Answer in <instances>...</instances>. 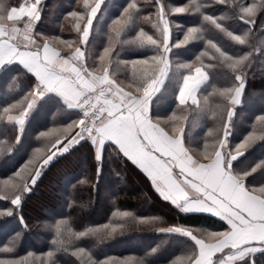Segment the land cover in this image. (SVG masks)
<instances>
[{
    "label": "trees",
    "instance_id": "16d2710c",
    "mask_svg": "<svg viewBox=\"0 0 264 264\" xmlns=\"http://www.w3.org/2000/svg\"><path fill=\"white\" fill-rule=\"evenodd\" d=\"M0 2L10 11L28 0ZM133 3L135 8L130 9ZM95 5L96 0H44L37 23L10 22L5 15L0 26L11 35L13 28L28 29L37 44L47 42L65 58L79 47L89 72L107 74L123 90L142 94L145 80L153 72L158 75L163 65L150 59L158 50L140 33L143 30L162 40V5L170 29L169 73L151 101L152 119L170 137L182 135L185 148L199 161L214 157L225 123L229 124V154L234 155L237 146L251 136L250 144L233 162V171L251 191L264 197L260 192L264 187V120L260 119L264 117V0H104L87 42L81 44L76 24L83 28ZM250 5L256 7L248 17L241 8ZM181 7L186 11L177 13L175 9ZM72 12L78 16L72 17ZM242 15L253 22L245 23ZM205 16L216 18L223 30ZM193 27L200 30L197 38L176 47ZM228 33L243 36L245 44ZM11 42L21 49L27 43L24 35ZM137 60L149 63L133 65ZM196 67L205 70L209 81L201 88L197 105H181L178 95L183 78ZM236 75L247 83L240 106L231 103L240 83ZM36 89V79L20 65L0 71V197H7L0 198V213H4L0 215V261L4 264H193L198 254L195 242L168 229L180 227L213 242L216 238L208 239L210 233L227 229L212 216L178 211L111 142L104 143L98 157L90 139L81 140L66 153L58 150L41 167L57 146L64 147L78 131L77 126L68 125L81 116L58 97L44 95L23 129L10 124L8 117L21 114L25 98ZM229 110L234 113L230 122ZM35 169L41 175L32 185ZM17 172L28 179L31 189L22 193L19 205H13L20 182ZM239 264H264V252Z\"/></svg>",
    "mask_w": 264,
    "mask_h": 264
},
{
    "label": "snow or ice",
    "instance_id": "6c2138e0",
    "mask_svg": "<svg viewBox=\"0 0 264 264\" xmlns=\"http://www.w3.org/2000/svg\"><path fill=\"white\" fill-rule=\"evenodd\" d=\"M102 2L103 0H96V6L91 8L83 28L80 27L79 23L76 24V30L80 33L81 44L87 42L93 20L96 18ZM218 2L225 3L226 0H218ZM39 4L40 0H35V3L31 5L22 4L18 8L12 7L10 11H7L5 5L0 2V21L4 20L5 15L8 21L13 22L20 21L23 17H27L29 23L33 20H39L37 9ZM255 7L256 5L242 7L241 12L251 17ZM129 8H135V4H130ZM175 11L184 13L186 9L181 7L176 8ZM159 15L160 23L163 25L161 29L162 40L154 39L153 36L144 33L143 30H141L140 35L146 38L147 44L158 50V54L150 59L163 66L158 68V75L153 72L145 80L141 96H133L116 87L107 74L103 77L94 76L81 62L84 53L79 47L76 48L70 58L65 59L59 51L50 48L47 42L42 45L37 44L35 39L25 33L24 39L27 43L21 50L17 45L10 42L15 37L3 26H0V65L5 62H19L35 75L39 86L44 91L57 92L65 98L70 106L79 107L84 111V119L68 125L69 128L79 126V131L63 147L60 154L68 151L85 135H91L96 142L99 138L100 144L104 140H111L126 157L138 164L148 174L164 200L171 201L176 206L183 205L182 210L184 211L210 212L226 221L230 226L229 231L210 233L211 238H216V242L212 244L206 243L197 238L193 232L180 227L169 228L168 231L182 233L195 242L198 254L195 255L193 264H215L213 257L218 253H223L225 249L237 252V255H229L220 260V264H230L231 261L248 252L264 250V198L255 195V189L250 191L245 186L243 178L233 175L229 169L227 163L229 153L226 151V140L229 135L228 123L223 126L225 139L218 140V146L213 149L214 158L205 157L210 159L209 163H199L192 160L183 147L180 137H169L156 124L152 123L149 117V99L162 83L161 77L167 74L166 54L170 51V29L162 5ZM71 16L77 17L78 13L72 12ZM240 18L245 23L253 22L251 19H245L244 15ZM204 19L217 29L223 30L216 18L205 16ZM130 20L131 17H129ZM27 26L25 25L26 28ZM199 31L195 27L188 29L183 41L175 46L180 47L182 44H187L190 40L196 39V34ZM16 32H19V29L13 28L12 33ZM228 35L241 45L246 42L241 35H233L232 33H228ZM63 43L71 46L68 41H63ZM208 43L222 56L225 55L216 44L211 41ZM105 55H109L108 49H105ZM229 59L231 58L229 57ZM132 63L133 65L148 64L149 60H137ZM105 73H107V69H105ZM235 78L240 83L235 89L233 104L239 102L238 97L245 87L241 75H236ZM206 79L207 75L201 67H196L194 74L184 76L183 86L179 91V103L181 105L186 104L191 98L192 103L197 104L198 101L194 92ZM39 94L38 91H32L25 98L26 107L20 117L9 116L8 119L10 121L15 119V122L22 127L24 118L28 115V111L33 107ZM4 112L8 113L9 108H6ZM233 114L231 110L227 112L229 122ZM260 119L264 120V117ZM211 134L210 132L209 135ZM252 139L249 136L243 143L239 144L235 155H232V159L241 155L242 150L250 144ZM54 155L56 153L49 155L41 167L46 166L54 158ZM40 175V169H35V174L31 177L32 185L36 183ZM16 176L20 182L16 185L18 191L14 193V198L11 199L13 205H19L22 193L31 189L27 178L21 176L20 172H17ZM193 192L197 194L194 197L191 195ZM260 192L264 193V187L260 188ZM3 214L0 213V215ZM6 214H10V212ZM256 244L260 245L261 249L253 246ZM8 250L5 249V251ZM48 255L51 256L52 253L50 252ZM0 264H4V262L0 261Z\"/></svg>",
    "mask_w": 264,
    "mask_h": 264
},
{
    "label": "crops",
    "instance_id": "0c3cea01",
    "mask_svg": "<svg viewBox=\"0 0 264 264\" xmlns=\"http://www.w3.org/2000/svg\"><path fill=\"white\" fill-rule=\"evenodd\" d=\"M44 0H40V4L43 2ZM104 1V0H103ZM33 3H35V0H28V2L26 3V4H24V5H26V6H28V5H31V4H33ZM103 3V2H102ZM102 3H101V5H102ZM40 4L39 5H37V9H38V12H39V17H40V10H39V6H40ZM101 5H100V8H101ZM96 6V5H95ZM11 10V9H10ZM98 14V13H97ZM97 16V15H96ZM23 19H28L27 17H23L21 20H23ZM40 19V18H39ZM39 20H33V22L34 23H37ZM94 21V20H93ZM10 22H13V21H10ZM91 29H92V27H91ZM91 29H90V33H91ZM7 30V29H6ZM8 31V30H7ZM90 36V35H89ZM11 42V41H10ZM50 48H53V47H51L50 46ZM21 49V48H20ZM54 49V48H53ZM21 50H23V49H21ZM81 51L84 53V50L83 49H81ZM65 58V57H64ZM65 59H68V58H65ZM81 62L83 63V65L85 66V54H84V56H83V58H82V60H81ZM13 64H17V65H20L23 69H25V71H27L29 74H31L35 79H36V81H37V78L35 77V75L32 73V72H30L26 67H24L23 65H21L19 62H5L3 65H0V71L3 69V68H5V67H7V66H10V65H13ZM86 67V66H85ZM202 70L205 72V70L202 68ZM194 73H195V71H194ZM193 73V74H194ZM206 73V72H205ZM94 76H97V77H103V76H98V75H96V74H93ZM206 75H207V73H206ZM109 78V77H108ZM112 81V80H111ZM208 81H209V76L207 75V79L203 82V83H201L197 88H196V90H195V92H194V95H195V97H196V99H197V101H198V103H199V92H200V90H201V88L206 84V83H208ZM115 84V83H114ZM115 86L116 87H119L117 84H115ZM183 86V85H182ZM37 87H40L39 86V84H38V81H37ZM159 88H158V90L157 91H155L153 94H152V96L150 97V99H149V117H150V119H151V121H152V123H154V124H156L160 129H162L160 126H159V124H157L153 119H152V117H151V100L155 97V95L159 92V90H160V85L158 86ZM119 88H121V87H119ZM122 89V88H121ZM37 91V90H36ZM125 91V90H124ZM126 92V91H125ZM44 95H47V96H49V95H53V96H56V97H58L69 109H75L76 110V106H70L69 104H68V102L65 100V98L64 97H62L59 93H57V92H54V91H43V93L42 94H39L38 96H37V99H36V101H35V103H34V105H33V107L28 111V115L24 118V124H23V126L21 127L19 124H17L16 122H15V119L14 120H12V121H10L9 119H8V122L10 123V124H15V125H17L19 128H21V129H23L24 128V126L26 125V123H27V121H28V119H29V117L33 114V112L35 111V109H36V107H37V104H38V101H39V99L42 97V96H44ZM178 100H179V95H178ZM197 103V104H198ZM186 104H193L192 103V101H191V98H189L188 99V101H187V103ZM197 104H195V105H197ZM183 105H185V104H183ZM20 115L21 114H19V115H11V116H13L14 118H19L20 117ZM163 130V129H162ZM164 131V130H163ZM165 132V131H164ZM166 133V132H165ZM167 134V133H166ZM168 135V134H167ZM169 136V135H168ZM170 137V136H169ZM90 142L93 144V146L95 147V151H96V154H97V156L98 157H100V155H101V152H102V149H103V144H104V142H111V143H113L114 145H116L113 141H111V140H104L103 141V143L102 144H100L99 143V138L97 139V142L94 140V138L91 136V138H90ZM117 146V145H116ZM118 147V146H117ZM183 147L185 148V146L183 145ZM119 148V147H118ZM120 150V149H119ZM185 150L187 151V153H188V155H190L191 156V158H192V160H194V161H197V162H199V163H204V162H202V161H199V160H197L195 157H193V155L185 148ZM121 151V150H120ZM122 152V151H121ZM122 154H123V152H122ZM124 155V154H123ZM125 156V155H124ZM128 158V157H127ZM131 162H133L137 167H139L147 176H148V174L138 165V164H136L134 161H132L130 158H128ZM228 165H229V169H230V171H231V173L233 174V175H236V176H238L234 171H233V167H232V165H233V162H231V163H228ZM149 177V176H148ZM239 177V176H238ZM150 178V177H149ZM150 180H151V178H150ZM152 181V180H151ZM243 182H244V184H245V186H246V182H245V180L243 179ZM153 186H154V188L156 189V187H155V185L153 184ZM247 187V186H246ZM249 189V188H248ZM250 190V189H249ZM251 191V190H250ZM158 192V191H157ZM159 193V192H158ZM255 194V193H254ZM191 195L194 197V196H196L197 194L195 193V192H193V193H191ZM255 195H257V194H255ZM257 196H260V195H257ZM261 197V196H260ZM261 198H264V197H261ZM169 203H171V201H168ZM172 204V203H171ZM173 205V204H172ZM178 211H180L181 213H183V214H205V215H209V216H212L213 218H215V219H217L218 220V222H221V223H223V224H225V226H226V230L225 231H223V232H226V231H229V229H230V226L227 224V222L226 221H224V220H222L220 217H218V216H216V215H214L213 213H210V212H205V211H184V210H182L183 209V205H180V206H176V205H173ZM208 237V236H207ZM199 239H201V238H199ZM208 239H210V236L208 237ZM202 240H204L206 243H209V244H212V243H215L216 241H212V240H206V239H202ZM254 247H257L258 249H261V246L260 245H258V244H256V245H253ZM251 247V246H250ZM264 252V250H258V251H255V252H248V253H246L245 255H243L242 257H240V258H238V259H236V260H234V261H231L230 262V264H239L240 262H243L244 260H247V259H253L254 257H255V255H257V254H259V253H263ZM229 255H237V252L235 251V250H230V249H225V251L223 252V253H218L215 257H213V259H214V262H215V264H220V260L221 259H224L226 256H229Z\"/></svg>",
    "mask_w": 264,
    "mask_h": 264
},
{
    "label": "rangeland",
    "instance_id": "374dc122",
    "mask_svg": "<svg viewBox=\"0 0 264 264\" xmlns=\"http://www.w3.org/2000/svg\"><path fill=\"white\" fill-rule=\"evenodd\" d=\"M95 7V6H94ZM11 31V33H12V30H10ZM25 33H28L30 36H31V31H29L28 29H22L21 31L19 30V32H16V33H12V35L13 36H18V35H25ZM169 43H170V40H169ZM167 64H168V67L166 68V75L164 76V77H161V79L162 80H165L166 78H167V76H168V73H169V59H168V57H167ZM99 76V75H98ZM104 76V75H103ZM38 88L39 87H37V89L36 90H38ZM236 89V88H235ZM235 91V90H234ZM127 92V91H126ZM129 93V92H128ZM129 94H131V95H133V96H141L142 94H133V93H129ZM152 101V100H151ZM151 105V104H150ZM77 128L79 129V126H77ZM21 129V128H20ZM75 135V134H74ZM73 135V136H74ZM175 137H177V136H175ZM178 137H180L181 139H182V143H183V145H184V140H183V137H182V135H179ZM223 139H224V137H223ZM104 143H106V142H104ZM77 144V143H76ZM75 145V144H74ZM73 145V146H74ZM104 145V144H103ZM72 147V146H71ZM63 149V147H61V148H59V146H57L56 148H55V150L53 151V153H56L58 150L59 151H61ZM70 149V148H69ZM69 151V150H68ZM67 152V151H66ZM66 152H64V153H66ZM52 153V154H53ZM51 154V155H52ZM235 155V154H234ZM237 157H239V156H237ZM237 157L235 158V159H232V154H229V156H228V159H227V163H231V162H234L236 159H237ZM214 158V157H213ZM202 162H204V163H209L210 162V159H206V160H203ZM232 167H233V165H232ZM233 169V168H232ZM188 258H190V256L188 257L187 256V258L186 259H188Z\"/></svg>",
    "mask_w": 264,
    "mask_h": 264
},
{
    "label": "water",
    "instance_id": "95a60500",
    "mask_svg": "<svg viewBox=\"0 0 264 264\" xmlns=\"http://www.w3.org/2000/svg\"><path fill=\"white\" fill-rule=\"evenodd\" d=\"M244 84H245V87H244V89L242 90L240 96L238 97V101H239V102L234 104V105H236V106H240V105H242V103H243L244 96H245V93H246V90H247V83L244 82ZM233 97H235V91H234V94H233V96H232L231 103H232ZM232 104H233V103H232ZM29 192H30V191H28L27 193H29Z\"/></svg>",
    "mask_w": 264,
    "mask_h": 264
},
{
    "label": "built area",
    "instance_id": "2783aa9c",
    "mask_svg": "<svg viewBox=\"0 0 264 264\" xmlns=\"http://www.w3.org/2000/svg\"><path fill=\"white\" fill-rule=\"evenodd\" d=\"M40 94L41 93H43V88H41V87H39L38 88V90H37ZM77 108V110H78V112H79V114H80V116H81V118H80V120L81 119H84V111L81 109V108H79V107H76ZM78 131H79V129H78ZM89 136H91V135H85L84 137H82L80 140H79V142L81 141V140H84V139H87ZM79 139V138H78Z\"/></svg>",
    "mask_w": 264,
    "mask_h": 264
}]
</instances>
